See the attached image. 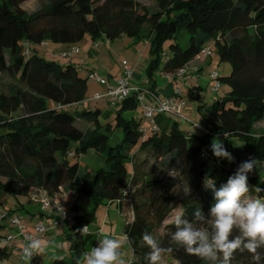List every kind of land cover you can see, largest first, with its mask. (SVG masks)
Listing matches in <instances>:
<instances>
[{
    "label": "trees",
    "instance_id": "obj_1",
    "mask_svg": "<svg viewBox=\"0 0 264 264\" xmlns=\"http://www.w3.org/2000/svg\"><path fill=\"white\" fill-rule=\"evenodd\" d=\"M27 1L0 0V200L3 194L64 199L72 216V222L64 225L71 257L52 264H83L95 239L81 230L95 223L101 206L127 197L133 208L126 228L132 248L130 264H146L150 249L142 239L145 232L155 233L162 247L173 249L161 254L172 258V264H206L171 242L173 219L184 206L175 193V179L191 191L192 206H184L181 212L187 218L196 208L207 215L214 203L212 191L204 187L206 177L219 187L246 160L257 162L249 185L264 188V132L257 128L264 122V0H156V11L136 0H44L45 6L34 14L22 8ZM88 36L96 45L100 39L109 42L121 36L137 43L149 41L157 57L147 68L151 83L163 55L167 57L162 66L165 76L175 79L181 70L196 68L183 76L196 79L202 72L197 59L211 58L214 47L219 63L231 66L228 76L215 72L217 78H212L214 90L225 86L226 95L210 108L199 102V120L188 132L171 120L174 114L164 113L155 117L157 131L144 134L142 121L125 117V111L142 105L144 118L147 104L135 93L114 105L119 106L115 128L101 108L84 109L74 116L66 109L85 102L88 79L73 62L58 64L29 47L46 42L67 45L70 51L62 57L69 59L80 53L79 44ZM73 48L79 52L70 54ZM208 49L210 55L204 53ZM177 89L180 94L170 98L183 102ZM152 105H157L156 100ZM114 129L123 134L116 146L111 145ZM215 139L224 142L232 162L213 156L210 145ZM90 153L103 161V167L91 170L68 160L69 155L81 159ZM260 195L264 197V191ZM83 196L92 201L91 209L83 210L79 203ZM35 199L45 213L41 218L58 219ZM69 199L72 203L67 208ZM19 211L0 214V264L9 257L3 249L9 239L2 233L4 222L11 219L16 226L15 218L22 221ZM38 222L46 226L43 219ZM258 253L259 261L254 253L237 251L231 264H264V248Z\"/></svg>",
    "mask_w": 264,
    "mask_h": 264
},
{
    "label": "rangeland",
    "instance_id": "obj_2",
    "mask_svg": "<svg viewBox=\"0 0 264 264\" xmlns=\"http://www.w3.org/2000/svg\"><path fill=\"white\" fill-rule=\"evenodd\" d=\"M100 1L103 2L104 0ZM136 1L145 5L151 11H156L158 9L156 0ZM45 4L46 2L44 0H30L25 2L22 5V8L27 14H34L38 12L43 6H45ZM45 44V46L33 44L29 48L32 52H36L49 60L57 62L58 64L65 65L70 61L73 62L81 70V75L88 79V91L85 102L80 106L69 107L66 110L72 115L76 116L84 109L95 110L97 108H101L102 111L107 114L105 119L108 118L107 121L113 126V128H115L116 111L119 106L114 107V105L110 104L109 99L104 95L109 91L111 86L116 87L115 80H118V77L116 78V76H118L120 72L123 74L126 66H130L133 70L134 76L130 78V84L132 86L137 87V84L146 85L148 80L147 68L152 60L157 58L151 52V45L149 41L143 40L137 43L136 40L128 36H121L109 42L103 38L99 40L97 45L94 44V41L88 36L79 45L80 53L72 56V58L69 59L62 57L64 54L62 53L63 50L68 49V51H70L67 45L55 44L52 42H46ZM182 44L185 48L187 47L188 36L183 39ZM212 52L213 56L209 58V60H212V62L204 67L202 73L196 79L191 78L190 76H178L175 79H173V77L165 76L162 73V66L167 58L165 55L161 57L162 65L160 70L155 73L154 78L159 83L161 89L165 88V85L170 82L171 84L175 83V86L181 89V100L185 103L184 110L182 115H172L170 118L172 121H177L180 128L187 132L192 128L191 124L199 120V115L197 113V105L199 102L200 104L210 108L215 103H219L226 95L227 90L225 86L221 87L218 92L214 90L215 83L212 81V75L217 72L220 76H228L230 74L231 66L229 64L219 63L216 48L213 47ZM200 59L207 60L208 58L201 56ZM91 72L100 76L103 79L102 81L108 83V86L110 84L106 93L101 91L102 89L100 88V82L89 79ZM146 87H148V84ZM3 90L6 91L5 88ZM94 94H100L104 97L99 100H94ZM198 95L200 96V100L198 99ZM125 117H135L139 121H142L144 128L150 126V124L143 118L142 105H140L137 109L125 111ZM79 126L81 128L85 127V125L80 122ZM257 128L259 132H264V122L260 123ZM111 134L113 137L111 141L112 146H116L122 142L123 134L121 130L114 129L112 130ZM68 160L71 164L81 163V165L88 166L91 170H95L98 167H103V161L99 158H96L93 153L83 155L81 159L74 157L73 155H69ZM175 183V193L182 200L183 205L185 207L192 206V200L190 198L191 191L188 185L180 179H175ZM249 186V194L251 196H261L260 193H256L254 191V186ZM79 203L83 210H89L93 205L92 201L84 196L81 197ZM16 204L17 202L14 197L3 194L0 200V214L3 215L5 210H13L14 207H16ZM66 204L67 208H70L71 202L69 200L66 201ZM184 206H181V209L177 212V215L181 214ZM104 209H106V206H101L98 209L96 221L90 226L92 229L94 226H96V224L99 223ZM112 209L114 210V208ZM98 213H100V216ZM5 222L10 225L11 219H7ZM6 229L7 228L2 231L4 234H7ZM70 257H68L67 260H70ZM160 264H172V258L163 254L161 255Z\"/></svg>",
    "mask_w": 264,
    "mask_h": 264
},
{
    "label": "clouds",
    "instance_id": "obj_3",
    "mask_svg": "<svg viewBox=\"0 0 264 264\" xmlns=\"http://www.w3.org/2000/svg\"><path fill=\"white\" fill-rule=\"evenodd\" d=\"M210 149L217 161L234 160L222 140H213ZM256 167L255 160L242 162L219 187L214 179L206 177L204 187L212 191L214 203L207 215L201 208H196L191 218L176 215L171 242L206 264H231L237 251L254 253V258L259 261L258 249L264 248V197L251 196L248 182L249 174ZM254 191L261 193L264 188L256 186ZM85 230L84 227L81 232ZM142 239L150 249L145 255L146 264H159L162 253L173 251L171 247H162L155 233L145 232ZM120 249V239L104 236L84 254L83 264H126ZM44 252V241L30 238L22 251V258L31 264L34 256Z\"/></svg>",
    "mask_w": 264,
    "mask_h": 264
},
{
    "label": "crops",
    "instance_id": "obj_4",
    "mask_svg": "<svg viewBox=\"0 0 264 264\" xmlns=\"http://www.w3.org/2000/svg\"><path fill=\"white\" fill-rule=\"evenodd\" d=\"M26 46H28V44ZM67 50L68 49L63 50L62 53ZM200 60L201 59L198 58L196 63L201 65L202 70L206 65L212 62V60L209 59L201 61ZM121 75L122 72H120L119 75L116 76V78L118 77L119 79ZM116 81L117 79L115 80V82ZM147 84L148 87H146ZM146 85L137 84V87H141L145 90L143 100L144 104H152L153 102H155V96L163 100L170 98L174 95L175 90L177 89L175 83L171 84V82L166 84L165 88L161 89L159 83L156 80L153 83L147 80ZM109 86L105 81L100 82V88L102 89L101 91H103V93H106L108 91ZM70 197H72V195ZM15 200L17 204L13 210L15 211L17 209H20L17 215L22 217V223L25 229L21 231L16 226L12 225V223L8 225L7 222H4L7 228V234H4L3 232L2 233L4 237H8L9 239L4 243L3 249L9 253V257L5 261H3L2 264H28L27 261H22L19 257V248L21 247L23 240L22 234L34 232L35 224L41 219L46 222V226L48 228L47 233L40 236V239L44 241L45 252L40 255L34 256L31 264H52L57 259H67L68 257H70V243L66 239L68 227L64 225L55 226V218H53L54 216L41 218V216L45 213L41 210L40 203L37 199L28 197H15ZM69 201L71 202L70 199ZM112 208H114V210ZM99 214L100 213H98V215ZM132 219L133 208L129 197L125 198L121 202L107 204L106 209H104V212L100 217L99 223L96 224L93 229L90 226L87 227V234L93 235L95 239V242L87 248V253L90 252L97 245L98 240L104 236H107L109 238H118L121 240L120 251L122 253V259H124L126 264H128L130 259L132 258V248L129 245L126 237V228L128 227V224H130Z\"/></svg>",
    "mask_w": 264,
    "mask_h": 264
},
{
    "label": "built area",
    "instance_id": "obj_5",
    "mask_svg": "<svg viewBox=\"0 0 264 264\" xmlns=\"http://www.w3.org/2000/svg\"><path fill=\"white\" fill-rule=\"evenodd\" d=\"M78 52H79L78 48H73L70 54H76ZM204 53L206 55L211 54L209 49L205 50ZM64 56H68V54H65ZM194 71H196V68L181 70L178 73V76H185L189 74L190 72H194ZM132 76H133L132 68L130 66H126L124 69L123 76L119 78L116 82V87L115 86L111 87L105 96L109 99L112 105H115L118 101H121L129 97L132 93H135L137 96V99L141 103H143L145 91L139 88L133 87L130 84V78ZM90 78L91 80H94L97 82H102L103 80L97 74H92ZM212 78L216 79L217 73H214L212 75ZM218 87L219 85H217V88ZM179 94H180V90L178 89L175 90V95H179ZM100 98H102L100 94L94 95V99L98 100ZM155 100H156L157 105H152V104L144 105V119L150 124L148 128H143L142 132L144 134L153 133L157 131V126L155 124V117L158 114L171 113L174 115H182V112L184 110L185 104L183 102L176 101L175 99L170 98V99L161 101L157 98V96H155ZM37 197L41 200L43 204V208L49 212V215H56L58 217V219L55 220L54 222L55 226L66 225L72 222V216L67 211L63 198H59V197L49 198L45 194H41L40 196H36V195L34 196V198H37ZM13 224H15L21 231L25 229L21 219L18 217L13 220ZM47 231H48V228L45 226V224L43 222H38L34 226V232L22 234V239H23L22 245L19 248V254H20L19 257L22 261H24V259L22 258V251L25 245L28 243L29 239L30 238L40 239V236L43 234H46ZM84 232L87 233V228ZM130 262L131 261H129L128 264H130Z\"/></svg>",
    "mask_w": 264,
    "mask_h": 264
}]
</instances>
